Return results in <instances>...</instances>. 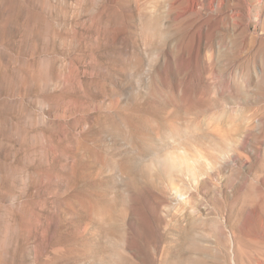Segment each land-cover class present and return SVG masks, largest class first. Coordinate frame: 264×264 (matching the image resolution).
<instances>
[{"label": "rangeland", "instance_id": "rangeland-1", "mask_svg": "<svg viewBox=\"0 0 264 264\" xmlns=\"http://www.w3.org/2000/svg\"><path fill=\"white\" fill-rule=\"evenodd\" d=\"M193 1L0 0V264H264V0Z\"/></svg>", "mask_w": 264, "mask_h": 264}, {"label": "bare ground", "instance_id": "bare-ground-1", "mask_svg": "<svg viewBox=\"0 0 264 264\" xmlns=\"http://www.w3.org/2000/svg\"><path fill=\"white\" fill-rule=\"evenodd\" d=\"M182 1H183V0H182ZM188 1H189V0H188ZM194 1H195V0H194ZM194 1H193V2H194ZM198 1H199V0H198ZM201 1L204 2V1H207V0H201ZM201 1H199V2H201ZM209 1H210V0H209ZM217 1H220V0H217ZM222 1H223V4H224V3H227V5L225 4L226 6L234 7L233 4H232V2H231V0H221V2H222ZM235 1H236V0H235ZM258 1H259V0H258ZM199 2H198V3H199ZM236 2H238V1H236ZM249 2H250V1H248V3H249ZM194 3H195V2H194ZM205 3L208 5L209 2H208V3L205 2ZM211 3H213V0H212ZM214 3H215V2H214ZM214 3H213V4H214ZM239 3H240V2H238V5H239ZM186 4H187V3H186ZM219 4H220L219 6H221V3H219ZM241 4H242V3H241ZM200 5H201V4H200ZM236 5H237V4H236ZM238 5H237V7H238ZM248 5H249V4H248ZM217 6H218V4H217ZM243 6L245 7V5H243ZM207 7H208V6H207ZM223 7H224V5H223ZM229 7H226V8H229ZM237 7L235 6V8H237ZM249 7H250V5H249ZM217 8H218V9H220V8L222 9V6H221L220 8H219V7H217ZM239 8H240V7H239ZM241 8H243V7H241ZM186 9H187V8H186ZM202 9H203V7H202ZM210 9H212V7H211ZM210 9H209V10H210ZM218 9H217V12H219ZM221 9H220V10H221ZM237 9H238V8H237ZM212 10H214V9H212ZM222 10H225V9H222ZM235 10H236V9H235ZM194 11H195V10H194ZM236 11H237V10H236ZM225 12H227V11H225ZM228 12H229V10H228ZM230 12H231V11H230ZM230 12H229V15H230ZM239 12H240V11H239ZM213 13H214V12H213ZM231 13L234 14V11L231 12ZM242 13H243V12H242ZM242 13L240 12V14H242ZM245 13H246V12H245ZM208 14H210V13H208ZM219 14H220V13H219ZM225 15H226V14H225ZM213 16H214V15H213ZM238 16H239V15H238ZM233 17H234V15H233ZM235 17H236V14H235ZM225 18H226V17H225ZM235 19H236V18H235ZM232 21H233V20H232ZM238 21H239V20H238ZM230 23H231V22H230ZM230 237H231V236H230Z\"/></svg>", "mask_w": 264, "mask_h": 264}]
</instances>
